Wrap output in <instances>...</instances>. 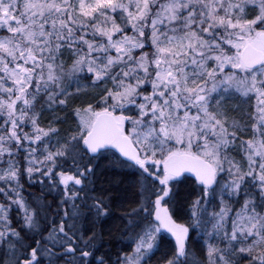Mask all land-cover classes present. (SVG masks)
Returning <instances> with one entry per match:
<instances>
[{
    "label": "snow or ice",
    "instance_id": "snow-or-ice-1",
    "mask_svg": "<svg viewBox=\"0 0 264 264\" xmlns=\"http://www.w3.org/2000/svg\"><path fill=\"white\" fill-rule=\"evenodd\" d=\"M0 264H264V0H0Z\"/></svg>",
    "mask_w": 264,
    "mask_h": 264
},
{
    "label": "trees",
    "instance_id": "trees-1",
    "mask_svg": "<svg viewBox=\"0 0 264 264\" xmlns=\"http://www.w3.org/2000/svg\"><path fill=\"white\" fill-rule=\"evenodd\" d=\"M30 191L38 192L39 188L38 187L33 188V189H30ZM111 223L112 222L109 221V224H103L101 226L103 228L107 229ZM120 239H121L120 234L115 232V230L113 229V238L111 240H108L106 237V242L104 244V247L101 249V252L98 253L97 255H102V254L108 253L113 258H115L117 250L121 247V245L119 243Z\"/></svg>",
    "mask_w": 264,
    "mask_h": 264
}]
</instances>
